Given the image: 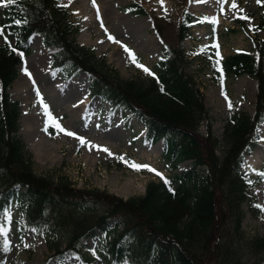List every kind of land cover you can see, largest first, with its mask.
<instances>
[{"label": "trees", "instance_id": "obj_1", "mask_svg": "<svg viewBox=\"0 0 264 264\" xmlns=\"http://www.w3.org/2000/svg\"><path fill=\"white\" fill-rule=\"evenodd\" d=\"M261 5L255 32L264 31V0ZM123 9L148 14L137 3ZM150 18L164 43L163 58L153 67V75L128 79L91 48L76 43L77 27L55 0H16L4 10L0 29L10 32L14 45L0 43V212L7 211L25 188L30 202L23 208L24 222L44 237L59 228L67 230L65 247H50L54 253L49 259L75 253L88 264L90 259L78 248L81 240L96 230H111L112 237L97 251L110 264H242V243L251 251L245 264H264V236L244 241L242 205L249 193L247 175L240 167L244 153L255 146L264 116V38L255 42L257 58L240 52L222 63L225 75L254 78L257 91L253 116L233 114L219 139L210 129L203 92L188 71L191 61L183 40L192 15L182 9L172 45L165 42L160 20ZM33 34L44 46L58 48L52 66L86 72L93 95L122 104L143 120L146 139L163 140L162 155L172 168L184 160H190V167L167 177L168 183L149 182L143 195L124 201L95 188H75L66 176L36 174L32 154L18 134L19 101L8 92ZM204 121L207 131L202 134ZM97 206L102 208L99 213L94 211Z\"/></svg>", "mask_w": 264, "mask_h": 264}, {"label": "rangeland", "instance_id": "obj_2", "mask_svg": "<svg viewBox=\"0 0 264 264\" xmlns=\"http://www.w3.org/2000/svg\"><path fill=\"white\" fill-rule=\"evenodd\" d=\"M55 1L63 7L73 26L77 27L75 41L91 48L97 57L105 58L122 77L128 79H144L150 75L132 62L123 46H127L137 62L151 72L163 53L162 43L154 34L150 17L160 20L165 41L170 45L175 44L176 23L187 4L193 15V24L183 47L191 61L188 71L203 92L204 105L211 117V131L220 139L224 124L232 114L245 112L253 115L256 81L248 75L225 76L221 64L225 57L240 51L256 56L254 40L264 38L263 31L255 32L263 13V0L259 4L256 0H235V9L231 8L232 0H190L188 3L187 0H163L162 5L158 0H95V7L92 0ZM132 2L143 6L148 15L134 16L122 9ZM7 6H0V20ZM213 18L216 23H212ZM109 35L114 40H109ZM151 37L154 42L148 45L147 39ZM6 41L11 46L14 44L5 31L0 36V43ZM30 50L25 62L18 66L17 76L8 92L19 101V134L33 145L35 154L26 143L32 154L36 174L53 179L66 176L75 188H95L124 201L132 196L143 195L149 182L164 180L169 175L189 168L190 162L186 161L174 170H168L161 156V144L157 146L156 143L150 150L146 147L149 143L143 138L144 122L121 105H110L98 97L89 96V80L85 73L72 70L70 77L63 78L62 70L50 64L57 48L44 47L39 36L34 35L30 39ZM21 81L28 85L27 99L16 88ZM83 96L89 100L86 106L73 108L80 105ZM41 99L43 103L39 102ZM44 104L62 128L76 133L89 143L81 144L76 137L57 129L45 115ZM37 121L38 124L40 122V131L46 133L49 143L58 145V149L41 154L37 142L27 131L28 126L31 127ZM206 129L204 121L199 131L204 134ZM96 142H103V147L112 154L102 151L103 147H94L98 146ZM155 151L158 153L155 154ZM133 163L151 166L162 174L163 179L147 168L134 169L131 167ZM241 167L248 177L249 198L242 205V229L246 241L254 236H264V211L261 210L264 208V117L257 127L255 146L244 153ZM24 191L25 188L20 190V195L7 211L0 212V229L3 230L0 235V264H44L54 253L50 247L63 248L68 240L65 229L51 231L44 238L33 227L25 224L23 208L30 198L24 195ZM94 209L95 213L102 210L100 206ZM111 237V230L105 234L96 230L81 240L78 248L90 259L88 264H110L105 255L95 253H98L102 240ZM5 241L8 242L7 248ZM250 253L246 243H242L239 255L242 264L249 261ZM47 264L82 262L77 254L69 253L62 259L50 258Z\"/></svg>", "mask_w": 264, "mask_h": 264}, {"label": "snow or ice", "instance_id": "obj_3", "mask_svg": "<svg viewBox=\"0 0 264 264\" xmlns=\"http://www.w3.org/2000/svg\"><path fill=\"white\" fill-rule=\"evenodd\" d=\"M15 2H16V0H0V6L10 5V4H13V3H15ZM69 2H71V0H69ZM158 2L161 3V5L163 4V0H158ZM196 2H202V0H196ZM256 2L259 4V3H261V0H256ZM92 4H93L94 7L96 6V5H95V0H92ZM63 6H64V7H67V5H63ZM231 8H233V9L237 8V4L235 3V0H232ZM241 11H242V10H241ZM245 19H247V18L245 17ZM16 23H19V21H17ZM212 23H216L215 18L212 19ZM101 27H103V24L101 25ZM2 35H4L3 30L0 29V36H2ZM108 39H109V40H114V37H112L111 35H109V36H108ZM115 42H118V41H115ZM123 47H124V50H125L126 52L129 53V57H130V59L132 60V62H133L134 64H136L137 67L142 68L147 74H149V75H153V73H151L150 70H149L147 67H145L144 65L139 64V63L137 62L136 57L131 53V51L127 48V46H123ZM13 51H15V49H13ZM20 55L22 56L23 54L21 53ZM24 71H25L26 74H28L26 69H24ZM29 75H30V74H29ZM37 96H38V97L40 96V93H39L38 91H37ZM39 102H40V103H43L42 99H41ZM229 107H231V104H229ZM44 110H45V115H47V116L49 117V120H51V122H52L53 124H55V126L57 127V129H59L61 132H64V134H66V135H68V136L76 137V138L80 141L81 144H87V143H89V142L86 141L83 137L77 136L76 133H74V132H72V131H69V130H66V129L62 128L61 125H60L59 123H57V122L51 117V115L48 113V106H47L46 104H44ZM94 147H99V146H95V145H94ZM101 150L104 151V152H108L109 155L112 154V153L109 152V150H108L107 148H102ZM121 159H123V157H121ZM131 167H133V168L136 169V170H139V169H141V168H147L149 171H153V172H155L156 175L161 176V178L163 179L162 174L159 173L158 171H156L155 169H152L151 166H149V165H141V164L133 163V164L131 165ZM165 183H168V181L165 180ZM256 207L260 208L261 206H260V205H256ZM261 210L264 211V208H261ZM2 234H3V230L0 229V235H2ZM7 244H8V242L5 241V248H7Z\"/></svg>", "mask_w": 264, "mask_h": 264}, {"label": "bare ground", "instance_id": "obj_4", "mask_svg": "<svg viewBox=\"0 0 264 264\" xmlns=\"http://www.w3.org/2000/svg\"><path fill=\"white\" fill-rule=\"evenodd\" d=\"M153 42H154V39L152 37L147 39L148 45H152ZM16 82H18V80ZM16 82H15V84H16ZM16 88H17L18 92L20 94H22V96H24L27 99V96H28V90H27L28 89V85L25 84V82L21 81V82H19L16 85ZM30 88L32 89V87H30ZM88 101L89 100L85 96H83V98L81 99L80 105L75 106L73 108L81 109V106L84 108ZM41 118H42V116H41ZM27 131H28V133L31 136H33V139H35V141L37 142L36 146L39 147L40 152L41 151L43 152V153L41 152V154H44V153L49 152L51 150L58 149V145L52 146L49 143V139L47 138L46 133H43V132L40 131V122L38 124V121H37L35 124H32L31 127L28 126ZM24 140H25L26 143H28L29 150L35 154V152L33 150V145L27 139H24ZM95 144H97L99 147H103V142H96ZM160 144L161 143L159 142L157 146H160ZM146 147L149 150L153 149L152 145H147ZM103 148H105V147H103ZM146 153H148V151ZM154 153L157 154L158 151H155Z\"/></svg>", "mask_w": 264, "mask_h": 264}]
</instances>
